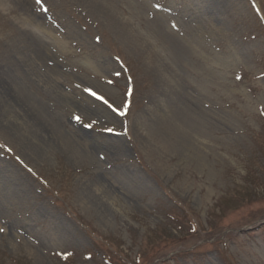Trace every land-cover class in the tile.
<instances>
[{
	"label": "rangeland",
	"instance_id": "obj_1",
	"mask_svg": "<svg viewBox=\"0 0 264 264\" xmlns=\"http://www.w3.org/2000/svg\"><path fill=\"white\" fill-rule=\"evenodd\" d=\"M29 7L0 84L45 132L0 110V264H264V0Z\"/></svg>",
	"mask_w": 264,
	"mask_h": 264
},
{
	"label": "bare ground",
	"instance_id": "obj_2",
	"mask_svg": "<svg viewBox=\"0 0 264 264\" xmlns=\"http://www.w3.org/2000/svg\"><path fill=\"white\" fill-rule=\"evenodd\" d=\"M16 1L19 2L20 10H22L24 13L29 11V8H30L29 4H30L31 0H16ZM39 19H42V18L37 14H32V15L28 16V19L24 18L25 24L28 25L27 28L32 33H35V37H37L36 31L42 32L44 30L42 28V26L39 25L40 24ZM156 26L158 29L163 28V25L160 22H158ZM2 87H3V89L0 91V103L4 104V105L2 106L0 104V110L4 109L3 112H5V111L8 112L6 108L12 106V105L10 106L9 104L13 103V101H15V100H12L11 98H13V99L15 98V99L19 100L20 103L22 104L19 109L20 110L22 109L21 110V112H23L22 117H23V119L27 120V123H28V124L27 123H24V124L26 126H29V127H30V125H33L35 127L34 129H37V130H38V128H41L40 125L41 126L43 125V122L41 123V121L44 120V118H42V115H41V112H42L40 110L41 108H39L38 106H33L32 104H28L30 102L26 99L27 97H25L22 93L18 92V90H16L14 92L15 94H13L12 89L15 90L16 87L14 85H12L11 83L5 82L3 86H1V84H0V88H2ZM14 104H15V102H14ZM33 126H31V127H33ZM37 126H39V127L37 128ZM43 126H42V129H40L41 132H43V131L45 132V125H43ZM14 127H15L16 131H20V127H18V126H14ZM21 129H23V128L21 127ZM25 130L27 133V127L25 128ZM25 130H24V132H25ZM23 135H26V134L24 133Z\"/></svg>",
	"mask_w": 264,
	"mask_h": 264
},
{
	"label": "snow or ice",
	"instance_id": "obj_3",
	"mask_svg": "<svg viewBox=\"0 0 264 264\" xmlns=\"http://www.w3.org/2000/svg\"><path fill=\"white\" fill-rule=\"evenodd\" d=\"M40 2H41V0H37V3H40ZM86 91H89V92L91 93L92 96L97 97V98L100 99V100H104V98H103L102 96H97V93L94 92V91H92L91 89H86ZM104 103L107 104L108 101H107V100H104ZM109 107H111V105H109ZM121 114H123V113H121ZM76 119L79 120L80 117H76ZM2 230H3V229H0V231H2Z\"/></svg>",
	"mask_w": 264,
	"mask_h": 264
}]
</instances>
